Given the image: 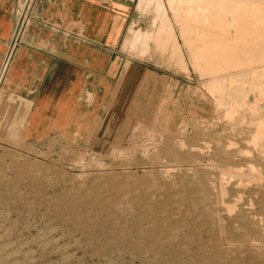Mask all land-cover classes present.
Masks as SVG:
<instances>
[{"label": "rangeland", "instance_id": "1", "mask_svg": "<svg viewBox=\"0 0 264 264\" xmlns=\"http://www.w3.org/2000/svg\"><path fill=\"white\" fill-rule=\"evenodd\" d=\"M42 1L16 0L12 43ZM140 1L119 0L107 50L121 108L47 115L41 135L0 119V243L23 264H264V3L223 0L185 38L168 0ZM199 40L232 46L216 72Z\"/></svg>", "mask_w": 264, "mask_h": 264}, {"label": "crops", "instance_id": "2", "mask_svg": "<svg viewBox=\"0 0 264 264\" xmlns=\"http://www.w3.org/2000/svg\"><path fill=\"white\" fill-rule=\"evenodd\" d=\"M15 3L0 0V119L13 135L26 125L45 133L47 115L61 122L79 110L121 108L112 100L121 62L107 50L120 36L126 3L43 0L12 43Z\"/></svg>", "mask_w": 264, "mask_h": 264}, {"label": "bare ground", "instance_id": "3", "mask_svg": "<svg viewBox=\"0 0 264 264\" xmlns=\"http://www.w3.org/2000/svg\"><path fill=\"white\" fill-rule=\"evenodd\" d=\"M218 1L219 0H168V4L170 6L174 5V10H175L174 19H175V22L177 23V26L179 27V31H180L182 37L189 38V37H196V36H199V35L201 37V36H205V35L208 36L209 34H211L212 31L210 32V29L207 28V26L203 25L202 21H206V20H209V19L213 20L214 18L225 19L226 13H224V12H226V11H224L223 8H221V6H220L221 4H223V2H222L223 0H220L219 2ZM237 1H239V0H237ZM258 1L260 3L261 2L264 3V0H258ZM140 2H142V0ZM145 3H146V1H145ZM145 3H143V4L145 5ZM218 3H220V4H218ZM222 7H224V6L222 5ZM225 8H228V10H229V5L228 6L225 5ZM228 10H227V12H228ZM231 10L234 11L233 7H231ZM160 18H163V17H160ZM164 18H163V21H164ZM200 21L202 23H199V24L192 23V22H200ZM167 24H168V22H167ZM170 26H172V25H169L167 28H171ZM170 31H172V29ZM221 32H223V31H221ZM129 33L130 34L124 40V43H126L127 45H128V43L137 42V40H140V39L145 37V33H140L139 31H132V32H129ZM167 33H169V32H167ZM152 34H153V32H152ZM171 36H172V33H171ZM147 38H148V36H147ZM203 39H206V38H203ZM143 41H144V39H143ZM237 41H238V39H237ZM218 42H219L218 40H215V42H213L214 46L213 45L212 46H208V48L206 46V44L208 42H204V41H201V40L195 42L197 44L195 46H198L200 44L201 48L203 49L202 50L203 54H200V56H198L201 59H203L202 60L203 65L200 67V71H202V73L216 72L215 70H213L211 68V66H214V65H216L219 62H223V59H225V57L231 55L232 46L231 45H227V44L219 45ZM143 44H145V43H143ZM233 44L235 45V47H236V45L238 47V44H236L235 42ZM239 45H241V43ZM238 48H237V50H238ZM241 48L242 49H240V50H244L245 52H246V50H248L249 55L252 58L251 59L252 61L260 60V57H261L260 54L261 53H259V49H257L256 46H253V45H250L249 43H246ZM197 64H199V63H197ZM263 68H264V66H263ZM262 71H263V69H262ZM256 134H257V138L253 139L254 142H256V140L260 141V139H262V138L264 139V128L261 126V128L258 129ZM230 173L232 175L238 174V172L236 170H232V169H231ZM42 240L43 239L38 240L40 245H42V246L46 245L48 243V241H49V240L48 241H42ZM21 244H23V243H18L16 245L15 249L16 250L17 249H19V250L21 249V251H22V248H21L22 245ZM13 245H15V244H13ZM6 247H7L6 243H2V244L0 243V264H23L22 260H20L19 258L17 259L15 256L14 257L12 256L13 253L6 252L5 251ZM24 254H26V252H24ZM30 257H32V256H29V258Z\"/></svg>", "mask_w": 264, "mask_h": 264}, {"label": "built area", "instance_id": "4", "mask_svg": "<svg viewBox=\"0 0 264 264\" xmlns=\"http://www.w3.org/2000/svg\"><path fill=\"white\" fill-rule=\"evenodd\" d=\"M24 19L21 20V23L23 22Z\"/></svg>", "mask_w": 264, "mask_h": 264}]
</instances>
